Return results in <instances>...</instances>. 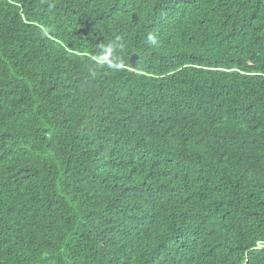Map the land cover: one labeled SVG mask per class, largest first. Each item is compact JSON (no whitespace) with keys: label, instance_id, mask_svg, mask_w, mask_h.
Listing matches in <instances>:
<instances>
[{"label":"trees","instance_id":"trees-1","mask_svg":"<svg viewBox=\"0 0 264 264\" xmlns=\"http://www.w3.org/2000/svg\"><path fill=\"white\" fill-rule=\"evenodd\" d=\"M0 264H264V0H0Z\"/></svg>","mask_w":264,"mask_h":264},{"label":"water","instance_id":"water-1","mask_svg":"<svg viewBox=\"0 0 264 264\" xmlns=\"http://www.w3.org/2000/svg\"><path fill=\"white\" fill-rule=\"evenodd\" d=\"M136 55L134 54L133 56H132V58H131V61H132V63H133V65H136Z\"/></svg>","mask_w":264,"mask_h":264}]
</instances>
